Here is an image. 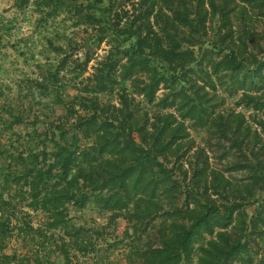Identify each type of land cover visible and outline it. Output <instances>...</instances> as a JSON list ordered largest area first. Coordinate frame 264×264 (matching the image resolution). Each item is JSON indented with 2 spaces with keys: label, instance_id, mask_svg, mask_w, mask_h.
Segmentation results:
<instances>
[{
  "label": "trees",
  "instance_id": "16d2710c",
  "mask_svg": "<svg viewBox=\"0 0 264 264\" xmlns=\"http://www.w3.org/2000/svg\"><path fill=\"white\" fill-rule=\"evenodd\" d=\"M37 1L52 14L66 10L78 21L97 24L94 45L100 46L109 32L131 44L126 52L115 47L126 53V63L107 55L94 67L89 77L95 80L86 92L95 99L85 98V83L70 84L78 90L65 105L70 120L55 126L62 132L59 140L51 138V150L43 142V153L53 159L47 168L36 162L42 133H28L15 147L2 128L22 123L21 115L10 109L9 116H0V262L8 264L13 257L31 260L17 250L3 251L38 232L51 231L55 239L54 230L60 229L63 234L52 250L60 262L48 256L47 263L82 264L81 254L96 250L92 238L100 233L71 222L66 210L71 202L80 209L93 203L112 221L125 218L138 237L144 230L154 231L155 240L146 242L145 251L129 252V264H253L256 237L264 236L259 228V222L264 224V204L252 220L246 208L257 203L255 194L264 190V166L250 159L245 113L232 109L213 117L209 102L198 94L204 87L199 79L214 91L218 82L226 81L225 90L242 91L237 106L264 112V28L255 24L264 17V0H107V5L106 0ZM214 20L218 26L211 47L198 58L196 45L205 41ZM62 49L54 48L62 56L59 68H47L42 81H35L44 97L60 95L67 86L60 71L82 74L91 61L89 56L70 62L72 56ZM161 86L168 92L158 96ZM115 91L117 104L97 98ZM136 96L159 113L150 116L146 111L143 122L142 102ZM215 97L223 99L218 93ZM209 120L218 139L230 135L229 162L247 171L246 178L231 182L223 171L209 167L208 157L200 163L203 150L192 152L191 142L184 141L189 135L186 121L211 129ZM32 211L46 216L44 231L33 225ZM158 217L164 219L152 229ZM199 239L205 242L195 247Z\"/></svg>",
  "mask_w": 264,
  "mask_h": 264
},
{
  "label": "rangeland",
  "instance_id": "374dc122",
  "mask_svg": "<svg viewBox=\"0 0 264 264\" xmlns=\"http://www.w3.org/2000/svg\"><path fill=\"white\" fill-rule=\"evenodd\" d=\"M37 2V0H0V116H9L10 109L13 111L12 114L21 115L22 123L15 125L11 129L2 128L4 136L11 138L15 147L21 144L28 133L33 134L35 130L42 133L38 141L41 156L38 157L36 162L41 168H47V165L53 159L49 153H43V142L45 140L49 144L47 149L51 150L54 143L51 138L59 140V134L62 132L59 127L55 126L63 123L68 124L67 122L70 120L65 105L74 99L78 91L70 84L73 81H78L81 82L80 86H83L85 83V98L89 100L95 99L96 96L92 97L91 93L86 92V88L88 89V86H92L93 80H95V77H89L93 74L94 67L107 55L112 61L126 63L127 55L125 49L130 47L131 40L123 41L118 35L109 32L100 46L94 45L93 35L99 27L97 24L93 23L91 25L78 21L66 10L58 15L52 14L49 11V7L39 5ZM107 3L108 1L106 0L104 4L107 5ZM104 4L98 7L102 8ZM255 24L257 28L263 29L264 17L257 18ZM208 26V34L205 38L203 37L205 41L201 45H196L198 58H201L200 56L205 48L211 47L210 42L218 24L214 20ZM55 46L64 47L66 53L72 56L70 57V62L74 59H80L82 62L89 56H91V61L88 62L87 69L82 74H77V71H60V74L65 76L62 84H67V86L60 89V95H57L56 92L44 97V93L38 90L35 81H42L41 74L47 68L52 67L54 71L59 68L62 56L54 50ZM116 46L122 48L125 52H122V50L120 52L115 48ZM64 50L61 51L63 54H65ZM204 63L206 64L205 61ZM194 66L199 68L196 65ZM214 79L216 78L214 77ZM225 82H218L219 87L214 91L209 86L204 85L203 79H199V85L204 87L201 88L198 95L199 97H204L202 101L209 102L210 105L207 107L212 113L215 112L212 114L213 117L218 111L227 113L232 109L236 112L242 111L245 113V126L250 128V133L246 137L247 142L250 143L248 145L250 148L248 152L249 150L251 151L250 159L253 160L252 162L260 163L259 166L262 167L264 166V130L260 121L264 122V112L257 113L252 108L237 106L236 102L242 96V91L225 90ZM117 87V89L121 88V86ZM177 88H181V86L177 85ZM89 89L92 88L89 87ZM164 92H168V89L161 86L157 94L162 96ZM216 93L223 96V99L215 97ZM97 98L101 103L105 104H117L119 102L116 91L114 93L98 94ZM136 101L142 102L140 118L141 120L143 119V122L146 111H148L150 116L159 113V110L145 101L142 96H136ZM10 120H12V117H10ZM186 124L189 135L184 141L191 142L192 148L190 150L193 149L192 152L196 149L203 150V155L199 160L200 163L208 157L209 167L223 171L225 178H228L233 183L249 175L242 167L235 168L229 162L232 159L226 153V150L231 145L230 135L222 136L221 139H218L219 133L212 129L210 120L208 126L211 129L207 127L197 128L193 125V121H186ZM255 131H257L259 136L257 138L254 137ZM45 133H48V135H45ZM86 144L88 142L85 141ZM186 147H190V145L186 143ZM254 198L259 201L246 208L248 218L251 220L257 215L259 206L264 204V190L260 189L257 191ZM66 210L75 226L94 228L100 233L94 234L92 238L96 250L87 256L81 254L80 261L82 264H129L132 258H129V252L134 253L135 249H140V252H143L147 248L146 244L148 243L146 242L155 240L153 238L154 231L149 233L144 230L141 233L142 236L138 237L129 221L123 217H117L115 221H112L109 219V213L100 212L99 206H95L93 203H88L86 207L80 209L69 202L66 203ZM32 214L33 225L36 228L41 226L40 228L44 231L45 229L42 226L47 222L46 216L33 211ZM163 219L164 217H158L151 224L152 226L154 225L152 229L159 226ZM259 228L264 235V224L259 222ZM152 229H149V231ZM54 231L55 239L51 237L52 232L47 231V235L38 232L28 237L25 241L21 239L13 241L3 253L9 254L17 250L19 254L30 256L31 260L26 257H13L8 264H40L37 262V258L43 261L42 264H48L46 259L48 256L60 262V258H57L56 253L52 252V250H54L55 245L53 242L59 238L60 234H63V231L60 229ZM206 239H209V237H206ZM203 242L205 241L199 239L195 247H198ZM255 242L256 245L251 254L253 264H262L264 262V236L262 238L257 236ZM134 256L136 257V255ZM196 261L195 256V263ZM2 262L3 259L0 264H5ZM235 264L245 263L238 262Z\"/></svg>",
  "mask_w": 264,
  "mask_h": 264
}]
</instances>
